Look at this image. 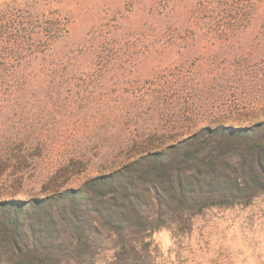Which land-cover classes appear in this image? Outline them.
<instances>
[{"label": "trees", "instance_id": "16d2710c", "mask_svg": "<svg viewBox=\"0 0 264 264\" xmlns=\"http://www.w3.org/2000/svg\"><path fill=\"white\" fill-rule=\"evenodd\" d=\"M259 199L264 0H0V264H161L160 230Z\"/></svg>", "mask_w": 264, "mask_h": 264}, {"label": "rangeland", "instance_id": "374dc122", "mask_svg": "<svg viewBox=\"0 0 264 264\" xmlns=\"http://www.w3.org/2000/svg\"><path fill=\"white\" fill-rule=\"evenodd\" d=\"M60 158L58 155L41 160L34 167L36 171H32L24 186L18 189L19 198L42 194L43 183L48 182L42 173L58 168ZM98 166L96 161L77 163L70 172L81 175L69 183L66 182L71 175L58 172L61 184L67 189H77L83 181L97 174ZM60 189L51 187V191ZM154 239L162 253L161 264H264V199L248 208L211 210L196 218L192 232L183 237L162 229Z\"/></svg>", "mask_w": 264, "mask_h": 264}]
</instances>
